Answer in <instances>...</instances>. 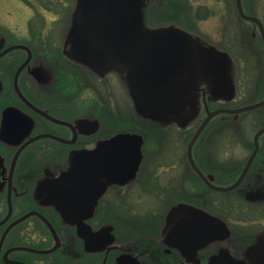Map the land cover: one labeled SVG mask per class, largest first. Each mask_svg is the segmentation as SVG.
Wrapping results in <instances>:
<instances>
[{"label": "flooded vegetation", "instance_id": "1", "mask_svg": "<svg viewBox=\"0 0 264 264\" xmlns=\"http://www.w3.org/2000/svg\"><path fill=\"white\" fill-rule=\"evenodd\" d=\"M79 1L0 0V264H264V142L244 174L253 150L243 162L220 166L207 151L205 129L193 157L207 182L187 155L191 184L175 183L168 194L153 189L160 176L145 171L148 125L139 116L129 129L114 122L109 78L117 76L130 98L123 74L112 67L100 75L71 57L67 27L75 24ZM188 1L194 19L203 21L200 12L209 6ZM84 89L96 97L88 112ZM121 133L144 139L136 174L127 180L102 175L74 190L64 178L73 169L72 154ZM238 182L229 191L211 187ZM148 190L159 201L149 209ZM179 205L216 221L205 231L187 209L169 232L168 214ZM203 230L210 235L200 237Z\"/></svg>", "mask_w": 264, "mask_h": 264}, {"label": "water", "instance_id": "2", "mask_svg": "<svg viewBox=\"0 0 264 264\" xmlns=\"http://www.w3.org/2000/svg\"><path fill=\"white\" fill-rule=\"evenodd\" d=\"M85 3L81 10L78 6L76 20L79 28L74 30L69 38L71 57L100 75L112 67L118 69L123 74L125 84L134 98L135 107L140 113L145 110L142 101L149 103L148 111L157 113L162 119L172 116L168 114L170 111L178 116H189L190 108L186 107H192L195 98H200L202 104H208V90H212L211 86L217 78L228 71L230 58L227 55H218L212 49H207L206 55L201 54L188 33L176 25L150 29L147 37H134L123 27L127 15L125 6L113 0H88ZM236 7L240 17L259 30L264 46L262 20L257 16L248 15L242 0H236ZM83 14L84 16L80 17ZM173 94L175 97L172 98ZM262 107L264 99L238 108H219L212 111L207 109L206 117L187 148L189 161L203 180L207 182L208 177L196 165L193 148L211 120L225 114L238 117L242 113ZM262 135L264 127L254 136V150L244 174L258 153ZM143 143V137L138 134L121 133L110 140L100 142L94 150L73 153V169L64 174V178L72 183L74 190L78 189L79 182L91 181L102 175H109L114 180L130 179L141 164ZM209 178L213 179L212 176ZM239 182L231 187H211L229 191ZM58 200L59 195L52 197V202ZM187 209H191V213L197 216L205 231L207 224L213 226L212 221H216L203 212L179 205L168 214L167 231L170 232L173 228L176 214ZM205 231H200V237L210 235Z\"/></svg>", "mask_w": 264, "mask_h": 264}, {"label": "rangeland", "instance_id": "3", "mask_svg": "<svg viewBox=\"0 0 264 264\" xmlns=\"http://www.w3.org/2000/svg\"><path fill=\"white\" fill-rule=\"evenodd\" d=\"M87 1L80 0L81 5H78L80 10ZM113 1L126 7L127 15L123 27L134 37H147L146 34L150 29L176 25L188 33L201 54H205L207 49H212L216 54L227 55L230 58L228 71L217 78L215 84L211 86L212 90H208L207 100L211 110L227 106L250 105L264 97V47L262 45L258 49V44L254 43V40H258L261 36L253 24L241 22L235 0H192L196 1V6L198 3L209 6L208 12L204 13L203 10L200 12L199 17H204L203 21L194 19L196 15L190 13V19H194V24H191L192 20L187 22L182 15L178 17L175 14H170L166 6L161 5L160 0ZM243 4L248 15L257 16L264 23V0H243ZM168 17L177 18L184 26L192 27L200 34L170 23ZM77 28H79L77 20H75V24L72 23L67 27L71 33ZM67 34L70 35L69 32ZM240 34L241 37H239ZM68 35L66 38L65 36L60 37V40H68ZM117 78L115 75L109 78L114 85V122L118 128L129 129L138 125L137 117L139 116L148 125L145 171L160 176L158 181L160 185L154 184L152 187L155 188L153 189L163 188L168 194L175 183H178V188H181L182 182L186 186L188 183L191 184L192 178L187 164V147L192 135L205 117V105L200 102V98H195L194 105L186 107L190 108L189 116L175 114L162 119L157 113L148 111L149 103L145 104L142 101V107L145 110L142 113H137L138 111H133L132 96H130L132 99L130 100ZM98 83L100 84V82ZM92 91V89L83 91L84 112L91 111L95 107L96 97ZM102 112L99 110L97 116ZM119 113L122 114L119 115ZM103 115L100 116L106 119V116ZM174 120L177 123L181 122L183 128L176 122L171 124V121ZM262 127L258 125L255 114L238 117L219 116L208 125L203 139L207 141L209 155L218 162V165L223 166V163L226 162L228 164L230 162L239 163L245 161L251 154L254 136ZM161 134L164 135V140L161 138ZM157 139H162V142L158 143L159 145L153 142ZM261 140L264 142V135ZM182 173L187 174L185 181H182ZM196 185L199 187V184ZM156 197L157 195L148 190L147 209L159 203ZM170 203H172L171 198L168 199V204ZM259 218L263 221L264 214ZM256 226L261 228L259 225Z\"/></svg>", "mask_w": 264, "mask_h": 264}, {"label": "trees", "instance_id": "4", "mask_svg": "<svg viewBox=\"0 0 264 264\" xmlns=\"http://www.w3.org/2000/svg\"><path fill=\"white\" fill-rule=\"evenodd\" d=\"M187 1L188 0H160L161 5L162 6H166V8L170 11V14H172V15L175 14L178 17H179V15L180 16L182 15L183 18L187 22H190L192 20L191 21V24H194L193 23L194 22V19H190V10H188V3H187ZM188 17H189V19H188ZM168 20H169L170 23L180 25L181 27L187 29L188 31H191V32H195V33L200 34L198 31H195L194 28H192V27L189 28L188 26H184L182 23H180L177 20V18L174 19V18L168 17ZM240 20H241V22L245 23V21H243L241 18H240ZM254 43L258 44L257 45V48L258 49H260V47H262V45H263L261 37H259L258 40H254ZM244 44H247V43L244 42ZM263 98L264 97H261V98H259L258 100L254 101V102L260 101ZM227 107L233 108V106H227ZM247 114H255L256 115V120L258 122V125L261 126V127L264 126V107H262L260 109H257V110H254V111H251V112H248V113H245V114H241L240 116L247 115ZM226 116H228V115H226ZM228 117H230V116H228Z\"/></svg>", "mask_w": 264, "mask_h": 264}]
</instances>
